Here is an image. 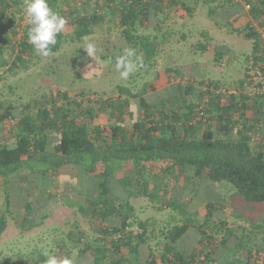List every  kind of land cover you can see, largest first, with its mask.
I'll list each match as a JSON object with an SVG mask.
<instances>
[{
    "label": "trees",
    "instance_id": "1",
    "mask_svg": "<svg viewBox=\"0 0 264 264\" xmlns=\"http://www.w3.org/2000/svg\"><path fill=\"white\" fill-rule=\"evenodd\" d=\"M62 1L66 9L61 0H48L67 21L50 54L114 22L127 48L150 62L160 42L137 29L159 31L178 3L189 16L194 12L187 0H93L88 13L90 0ZM203 1L210 19L226 11V32L252 42L234 91L165 66L136 92L116 85L109 93L50 90L17 105L0 99V237L9 213L21 214L23 229L42 224L48 212L37 219V199L55 198L62 179L76 192L64 203L75 205L92 231L76 225L66 233L86 264H264V0ZM24 7L25 0H0V68L12 74L37 54L28 23L19 40L11 39ZM200 35L194 49L221 63L228 49L211 46L207 32ZM255 70L262 83L252 90ZM60 169L63 177L48 175ZM43 182L55 183V190L36 193ZM139 197L169 210L174 221L160 231L159 250L149 244L154 224L138 218L131 201ZM229 216L248 217L249 224L230 225ZM58 249L61 258L70 257L67 244Z\"/></svg>",
    "mask_w": 264,
    "mask_h": 264
},
{
    "label": "rangeland",
    "instance_id": "2",
    "mask_svg": "<svg viewBox=\"0 0 264 264\" xmlns=\"http://www.w3.org/2000/svg\"><path fill=\"white\" fill-rule=\"evenodd\" d=\"M187 3L194 9L191 16L185 13L184 5L178 3L172 8L171 4L169 6L172 8L170 15L162 23L159 31L145 26H140L137 29L138 33L156 34V40L160 42V47L154 60L150 62H145L144 56L136 54L141 58L142 65L132 57L131 59L138 66L127 79L121 78L116 69V59L123 55L127 43L121 34V28L114 22H106L103 28L96 26L93 33L82 40H68L59 51L53 54L48 56L38 53L36 56L31 54L32 62L27 69H21L12 74L6 72L5 67L0 68V99L17 105L26 103L41 94H47L50 90L84 89L109 93L115 89L116 85L130 87L133 92H136L142 88L145 82L154 83L156 71L165 66L178 67L189 78L193 76L195 79L219 80L223 89L234 91L238 79L242 78L245 73V56L251 52L252 42L226 32V28L222 26L227 18L225 17L226 11L224 14L222 13V16V10H219L220 13L210 19L206 14L208 5L205 1L187 0ZM58 6L63 9L67 8L62 0ZM92 6L93 0H90L88 6H85L87 13L92 9ZM247 8L246 6L245 10ZM17 14L22 15L23 20L19 24L15 38H11L14 41L22 37L27 24L24 13ZM202 31L207 32L211 37V46L228 49L221 63H215L212 52H199L194 49V44L203 40L200 35ZM181 33L187 34L186 39L181 38ZM5 35L12 37L9 31ZM162 35H166L165 40ZM85 39L93 42L97 47V53L93 58L88 57L82 48ZM103 55L108 56L104 59ZM249 72L251 73V71ZM255 81L257 82V79ZM61 171L63 169L53 174L48 173V175L55 180V176L61 178L65 175V173L61 174ZM66 181L60 179L59 183L63 184L56 190L54 189L55 183L48 185L43 182L35 185L36 193H41L43 189L45 191L48 189L50 192L55 190L57 193L56 197L51 198L49 202L41 200V198L37 199L38 203L35 201L34 209L37 219L40 218L41 211L48 212V216L39 226L30 230L23 229L18 224L22 217L21 214L12 218L15 214L12 216L9 213L6 229L0 237V264H44L45 260H42L40 256H45L46 252L61 258V249L59 250L58 246L62 243L69 247L68 253L72 264H86V260L77 256V249L70 246L71 243L68 241L66 233L76 229V225L88 235H91L92 231L88 221L77 211L76 206L64 203L63 200L68 195L76 196V192L71 190V186ZM9 188L12 189L14 186L10 185ZM35 197L38 198V196ZM131 201L138 218L149 219L154 224L155 232L151 236L149 244L152 248L159 250L160 244L157 245L156 242L160 240V231L174 224V221L170 222L169 210L158 211L143 197L132 198ZM232 210L233 208H228V211ZM228 220L230 225L249 224L248 217L234 219L229 216ZM189 235L192 237L191 233ZM252 241H255V238H252ZM191 245L189 244V247Z\"/></svg>",
    "mask_w": 264,
    "mask_h": 264
},
{
    "label": "clouds",
    "instance_id": "3",
    "mask_svg": "<svg viewBox=\"0 0 264 264\" xmlns=\"http://www.w3.org/2000/svg\"><path fill=\"white\" fill-rule=\"evenodd\" d=\"M23 12L29 25V42L38 54L48 56L51 52L50 46L57 43V36L67 23L66 19L50 8L48 0H25ZM82 48L88 57H95L97 47L93 42L85 39ZM132 57H135V60L142 65L141 58L131 48L124 49L123 55L116 59V69L123 79H127L138 66L131 59ZM44 255L47 257L44 264H72V260L68 257L58 258L55 255H49L47 252Z\"/></svg>",
    "mask_w": 264,
    "mask_h": 264
},
{
    "label": "built area",
    "instance_id": "4",
    "mask_svg": "<svg viewBox=\"0 0 264 264\" xmlns=\"http://www.w3.org/2000/svg\"><path fill=\"white\" fill-rule=\"evenodd\" d=\"M250 75H251V78H252L251 79V86L250 87L246 86V87H249L252 90L260 88L259 86H257V84L258 83L259 84L262 83V77L260 76L258 70H255V71L251 72ZM256 79H257V82L256 81L254 82V80H256ZM262 86H263L262 89H264V85H262Z\"/></svg>",
    "mask_w": 264,
    "mask_h": 264
}]
</instances>
